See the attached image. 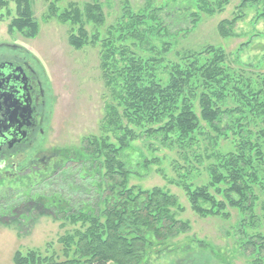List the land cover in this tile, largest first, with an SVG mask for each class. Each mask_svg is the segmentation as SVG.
<instances>
[{"label": "trees", "instance_id": "1", "mask_svg": "<svg viewBox=\"0 0 264 264\" xmlns=\"http://www.w3.org/2000/svg\"><path fill=\"white\" fill-rule=\"evenodd\" d=\"M11 3L16 14L9 32L35 38L41 25L33 0H0V10L9 11ZM229 3L147 0L137 10L124 4L112 24L100 0L70 1L63 10L49 4L45 20L72 25L70 46L99 48L108 100L99 130L74 151L57 153L38 176V215L71 226L58 238L60 250L51 243L47 253L17 250L15 264H149L164 254L192 253L194 245L219 264H264V71L236 64L217 45L178 46L204 14ZM249 6L259 9L254 21L264 18V0H241L232 18L218 24L219 34L238 36L235 25ZM141 138H154L177 155L174 183L196 215L230 222L236 211L234 224L224 229L225 245L182 238L191 223L179 217L178 196L161 186L130 184L131 176L142 175L138 169L158 162L143 155L134 168L128 151ZM202 170L208 179L197 183ZM7 205L1 207L12 209Z\"/></svg>", "mask_w": 264, "mask_h": 264}, {"label": "rangeland", "instance_id": "2", "mask_svg": "<svg viewBox=\"0 0 264 264\" xmlns=\"http://www.w3.org/2000/svg\"><path fill=\"white\" fill-rule=\"evenodd\" d=\"M53 1L60 10H63L70 1L83 3L89 0H33L35 17L41 25L40 32L35 38H26L18 32H9L8 25L16 14L13 3L9 11L0 10V44L15 42L30 49L44 66L47 80L53 88L55 109L50 131L45 139V154L74 151L85 135L96 133L108 100L106 85L99 67V48L86 46L83 49H75L70 46L69 35L72 25L61 23L56 18L45 20L48 6ZM100 1L107 13V24L117 21L122 5L137 10L147 3V0ZM164 1L153 0L155 5ZM240 1L230 0L224 10L215 15L204 14L198 27L181 39V44L178 46L200 49L208 44L217 45L224 48L236 64L241 60L243 64L257 68H250L252 71H264V18L254 21L261 5L258 8L249 6L245 9L246 17L235 25L238 36L223 37L218 32L220 21L232 18ZM166 19L170 23L173 22L172 18L166 16ZM190 24L183 23L182 26L189 27ZM228 147L225 145L224 149ZM128 153L134 168L143 155L148 159H158V162L151 164L148 169H138L142 175L131 176L129 181L131 185L143 188L161 186L178 196L184 209L179 217L191 223V230L182 238H206L218 246L226 244L224 229L234 224L237 218L236 211L232 210L234 216L230 222L196 215L183 189L174 183L178 176L173 169V162L177 158L173 151L154 138H141L132 142V148ZM179 161L184 164L183 160L179 159ZM202 172L203 176L197 180V183L208 179L206 173L203 170ZM60 224L61 221L54 219L52 214L30 217L22 220L21 223L6 219L0 221V264H15L13 256L17 250L27 252L29 249H39L47 253V243H51L55 250L59 251L61 246L57 242L58 238L66 229H71L69 224L66 228H62ZM262 231H264V223ZM194 247L192 253L179 251L158 258L153 257L149 264H219L212 253L201 250L196 245ZM238 264L242 262L239 260Z\"/></svg>", "mask_w": 264, "mask_h": 264}, {"label": "flooded vegetation", "instance_id": "3", "mask_svg": "<svg viewBox=\"0 0 264 264\" xmlns=\"http://www.w3.org/2000/svg\"><path fill=\"white\" fill-rule=\"evenodd\" d=\"M47 79L30 49L15 42L0 44V221L38 216V176L57 158V152L45 154L55 109ZM6 201L7 206L15 202L12 209L1 207Z\"/></svg>", "mask_w": 264, "mask_h": 264}]
</instances>
